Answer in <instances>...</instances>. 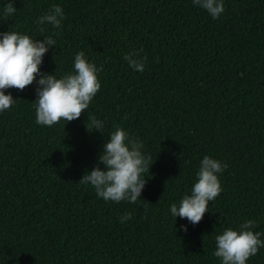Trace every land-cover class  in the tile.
<instances>
[{
	"label": "trees",
	"instance_id": "16d2710c",
	"mask_svg": "<svg viewBox=\"0 0 264 264\" xmlns=\"http://www.w3.org/2000/svg\"><path fill=\"white\" fill-rule=\"evenodd\" d=\"M7 2L0 33L56 41L41 74L73 73L78 52L103 70L89 108L51 127L36 123L35 81L5 91L16 101L0 112V264H221L216 236L245 220L264 240V0H223L217 19L193 0H11L5 20ZM53 5L61 28L36 22ZM141 49L143 73L124 59ZM88 116L102 134L87 130ZM117 126L153 160L135 203L78 183L103 168ZM205 155L228 167L193 225L170 206L191 194ZM246 264H264V248Z\"/></svg>",
	"mask_w": 264,
	"mask_h": 264
},
{
	"label": "clouds",
	"instance_id": "9594fccd",
	"mask_svg": "<svg viewBox=\"0 0 264 264\" xmlns=\"http://www.w3.org/2000/svg\"><path fill=\"white\" fill-rule=\"evenodd\" d=\"M193 3L207 10L213 19H217L225 10L223 0H193ZM16 11L11 0H8L3 8V18L7 20ZM64 18L62 8L53 5L36 22L61 28ZM41 32L43 33V29ZM55 44L56 41L51 36H45L40 41L16 31L0 33V112L11 108L16 101L11 94H5L7 89L23 91L34 81L39 85L35 100L36 123L39 125L51 127L61 120L71 122L89 108L101 88L97 73L103 70L102 67L97 68L85 58L83 52H78L74 59L73 73L61 78H56L54 74H41L39 66L42 57L49 46ZM140 52L142 49L125 54L124 59L131 68L143 73L147 57L140 58ZM88 120L90 124L86 126L87 130L95 129L102 134L104 122L94 116H88ZM143 147V142L130 137L127 131L117 126L103 145V152L98 155V163H102L103 168L97 166L86 171L78 183L90 184L97 196L105 201L135 203L140 199L147 182L145 177L151 175L149 168L153 163L151 157L142 152ZM227 167V163L205 155L196 173L198 179L191 188V194L185 195L179 206H170L171 215L174 218H186L193 225L198 224L208 211V203L222 192L217 174ZM130 219V212L120 217L121 223ZM255 226V221L245 220L239 225V230L227 228L216 236L214 256L220 258L221 264H246L260 248H264L261 233L251 230ZM181 227L187 231L186 226Z\"/></svg>",
	"mask_w": 264,
	"mask_h": 264
}]
</instances>
